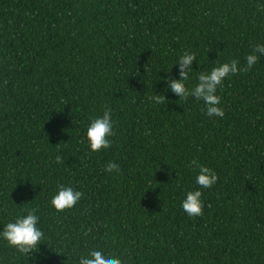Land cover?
I'll use <instances>...</instances> for the list:
<instances>
[{
	"label": "trees",
	"instance_id": "16d2710c",
	"mask_svg": "<svg viewBox=\"0 0 264 264\" xmlns=\"http://www.w3.org/2000/svg\"><path fill=\"white\" fill-rule=\"evenodd\" d=\"M257 44L264 0H0V225L33 208L45 235L28 258L0 243V264H76L91 249L124 264H264V56L218 89L222 119L160 82L185 52L194 71L244 69ZM105 108L115 135L92 153L83 133ZM200 166L217 183L190 218L180 203ZM58 185L83 194L60 213Z\"/></svg>",
	"mask_w": 264,
	"mask_h": 264
},
{
	"label": "clouds",
	"instance_id": "9594fccd",
	"mask_svg": "<svg viewBox=\"0 0 264 264\" xmlns=\"http://www.w3.org/2000/svg\"><path fill=\"white\" fill-rule=\"evenodd\" d=\"M264 56V45L257 44L253 53L246 57L247 68L242 69L239 62L220 63L212 67L209 71H194L193 62L198 63L196 54L185 52L179 56L174 64L179 70L178 78L171 77V71L164 72L165 78L160 82L164 85L163 92H171L179 100H186L192 97L197 101H202L205 114L209 117H224V111L220 107L221 98L217 94L218 89L223 88L226 79H230L240 71L251 69L258 62V55ZM160 72V73H161ZM199 72L196 76L195 86H189L188 81L193 73ZM151 102L159 105L165 100V95H156L150 98ZM115 135L114 121L110 109L105 108L102 115L93 117L85 127L82 143L86 142L89 152L99 153L111 147L112 137ZM55 162L61 164L60 156ZM106 173H118L119 166L116 163L108 162L105 165ZM217 183L216 174L208 167L200 166L195 177V190L187 191L181 200L180 207L190 218L201 216L204 203L201 189L211 188ZM82 192L72 186L58 185L55 194L50 199V206L58 213L72 209L80 201ZM40 217L33 208H25L21 214H17L14 219L0 225V243L12 248L16 253L28 258L30 253H35L38 245L43 244L45 239L43 230L39 227ZM34 259V258H33ZM76 264H124V261L116 254L106 249H91L84 254L75 257Z\"/></svg>",
	"mask_w": 264,
	"mask_h": 264
}]
</instances>
